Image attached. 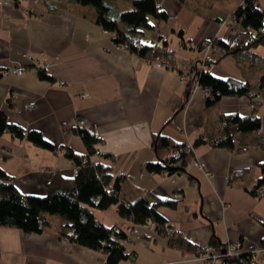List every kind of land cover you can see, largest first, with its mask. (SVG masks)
<instances>
[{
  "label": "crops",
  "instance_id": "0c3cea01",
  "mask_svg": "<svg viewBox=\"0 0 264 264\" xmlns=\"http://www.w3.org/2000/svg\"><path fill=\"white\" fill-rule=\"evenodd\" d=\"M107 1L115 11L132 7V0ZM242 1L157 0L167 19L150 15L153 28L144 30L143 39L154 44L166 40L170 57L159 67L152 59L116 47L90 5L73 0L0 3V111L21 128L38 130L54 147L43 149L5 131L0 135V166L23 194H45L51 173L68 176L75 171L65 156L67 148L92 161L106 156L113 177L120 179L119 198L158 203L155 209L167 227L185 242L169 244L152 226L139 225L137 233L129 232L134 222L121 217L116 204L95 209L98 221L126 234L120 243L127 257L118 264H208L197 256L214 240L258 247L264 237V195L251 191L264 158V88L256 98L261 119L256 132L238 133L232 126L231 148L211 143L194 147L192 159L204 168L189 165L185 171L165 174L145 167L156 159L152 133L161 131L174 141L192 144L198 135L219 132L221 114L251 113L248 96H221L207 104L201 88L191 91L177 76L201 56L205 39L236 43L237 34L221 21ZM258 4L264 12V0ZM256 52L264 55V45ZM27 55L47 65L39 70ZM20 65H27L20 75L2 73ZM262 70L250 53L238 49L218 59L210 73L254 84ZM32 99L33 107H26ZM79 119L98 136V154H88L76 132ZM168 199L174 207L162 204ZM48 219V228L27 236L17 227H0V264H103L104 254L64 235L72 229L62 230L67 223L62 216L48 214Z\"/></svg>",
  "mask_w": 264,
  "mask_h": 264
},
{
  "label": "trees",
  "instance_id": "16d2710c",
  "mask_svg": "<svg viewBox=\"0 0 264 264\" xmlns=\"http://www.w3.org/2000/svg\"><path fill=\"white\" fill-rule=\"evenodd\" d=\"M73 1L81 5H90L95 9L96 22L112 34L115 46L126 44L128 47L126 50L147 59L155 54L163 61L164 57H170L166 40L154 44L151 40L143 39L144 30L153 28V24L148 21L150 15L158 21L167 19V13L160 8L157 0H132V7L123 11H115L107 0ZM230 20L238 22L242 30L237 34L236 43L233 46L226 45L217 37L211 38V52L214 56L212 64L214 65L227 53H233L239 49L250 53L252 63L259 64L263 68L261 76L256 83L252 84L240 78L216 77L207 70L206 73L199 74L198 84L201 89L209 90V95L204 96L207 104L217 102L221 96H248L250 107H252L251 113L241 116L234 113L221 114L218 118L219 132L212 136L198 135L192 144L174 141L161 131L152 133L150 145L156 159L146 164L145 167L149 172L171 174L185 171L186 163L194 157L193 149L198 144L211 143L214 146L231 148L235 138L234 130L238 133H253L259 129L261 119L256 114L255 105L258 92L264 88V55L256 52V49L264 45V12L258 0H243L221 22L230 23ZM118 24L123 27L120 28ZM202 46L201 43L200 52ZM5 131L20 139L24 137L43 149L54 150V147L42 138L38 130L21 128L10 122L0 111V135ZM76 132L82 137L88 154L98 150L96 147L98 136L89 128L77 127ZM261 149L264 152V141L261 142ZM173 150H177V155H173ZM65 156L72 160L76 167L75 171L68 176L59 171L51 173L47 180L45 194H23L14 183L13 176L0 166V227H17L27 236L49 227L48 214L60 215L69 223L63 224L62 230L72 229L70 233H64L70 241L104 254L103 264H118L120 260L127 257L124 246L120 243L126 234L119 229L115 231V227L98 221L94 213L95 209L103 210L116 204L117 212L121 217L129 218L135 224L144 223L149 217L154 223L156 232L168 237L169 244L181 246L185 243L176 231L175 234H169L168 229L171 226L167 227L165 219L155 209L158 203L150 204L143 198H137L135 201L119 198L120 179L113 177L112 168L106 156L92 161L83 154L75 153L71 148L65 150ZM260 172L261 175L251 191V194L255 196H260L258 189L264 186V158L260 163ZM162 204L167 207L175 206V202L170 199L162 201ZM210 244L220 250L226 246V243L219 244L216 240ZM259 245L264 246V237ZM240 263L237 257L227 256L221 264Z\"/></svg>",
  "mask_w": 264,
  "mask_h": 264
},
{
  "label": "built area",
  "instance_id": "2783aa9c",
  "mask_svg": "<svg viewBox=\"0 0 264 264\" xmlns=\"http://www.w3.org/2000/svg\"><path fill=\"white\" fill-rule=\"evenodd\" d=\"M7 1H14V0H0V3H6ZM228 23L227 21L224 22L227 24L228 28L232 31H234L236 34L240 33L242 30V27L238 24V22L232 21ZM212 40L211 38L205 39L202 44L201 48V57H195V59H192L191 61L188 62L186 67L182 70L177 71V76L180 80L181 83L189 88V90H196L197 88H200L198 84V76L199 74L206 73L207 70H210L211 67L214 65L212 64V61L214 60V56L211 52L212 49ZM123 49H127L126 44H121L119 46ZM27 60H32L33 66L38 68L39 70H42L47 63L45 61H41L42 63L36 62L33 60L31 55H27ZM151 59L154 60L156 66H161L163 59L159 57L158 55H151ZM27 69V65H20V66H9L7 69H3L2 73L3 74H8L9 72H12L14 74L20 75V73L24 72ZM60 83L64 84L62 81ZM203 94L204 96L209 95V90L208 89H203ZM35 104V100L32 99V101H29L26 103V107H33L32 105ZM84 121L83 120H77L75 123L76 128L77 127H82ZM96 136V135H95ZM190 145V144H189ZM96 154L99 153L98 150L95 151ZM173 155H177V150L172 151ZM187 167L189 165H194L197 166L198 168H204V164L196 159H192L186 163ZM258 194L264 195V186L260 187L258 189ZM141 225L142 227H149L152 226L154 227L153 221L150 220L149 217L144 221V223L138 224L134 223L133 227L129 229V232L132 233H137L138 231V226ZM115 231H118L117 228H115ZM169 234L174 233L175 230L172 227H169L168 229ZM200 254H198L197 258L205 261L208 264H221L222 261L224 260L225 257L227 256H232V257H237L241 263L240 264H259L264 262V246L258 245V247H244L242 245V242L240 240L236 241H231L226 243V246L224 249L220 250L217 249L215 246L212 244H206L203 246L202 249H200ZM244 255V256H243Z\"/></svg>",
  "mask_w": 264,
  "mask_h": 264
},
{
  "label": "rangeland",
  "instance_id": "374dc122",
  "mask_svg": "<svg viewBox=\"0 0 264 264\" xmlns=\"http://www.w3.org/2000/svg\"><path fill=\"white\" fill-rule=\"evenodd\" d=\"M228 16H229V15H228ZM228 16H227V17H228ZM224 22H225V21L221 22V24H225ZM225 25H226V24H225ZM149 59H151V58H149Z\"/></svg>",
  "mask_w": 264,
  "mask_h": 264
}]
</instances>
